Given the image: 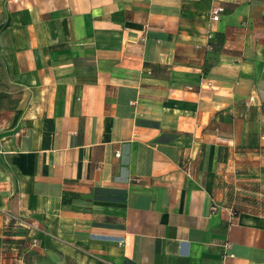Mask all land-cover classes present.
Here are the masks:
<instances>
[{"label": "crops", "instance_id": "obj_1", "mask_svg": "<svg viewBox=\"0 0 264 264\" xmlns=\"http://www.w3.org/2000/svg\"><path fill=\"white\" fill-rule=\"evenodd\" d=\"M20 256L264 264V0H0V264Z\"/></svg>", "mask_w": 264, "mask_h": 264}, {"label": "built area", "instance_id": "obj_2", "mask_svg": "<svg viewBox=\"0 0 264 264\" xmlns=\"http://www.w3.org/2000/svg\"><path fill=\"white\" fill-rule=\"evenodd\" d=\"M224 12V7L222 5H217V6H214L211 11H210V18L211 20L213 21H219L222 14ZM216 208V206L214 207ZM230 214H231V217H235V211L230 208ZM13 221L20 225V226H23L25 227L26 229H29V230H32V229H35L36 225L28 220H21V219H18V218H15L13 219ZM38 243L37 239L36 238H33L32 240V245L33 246H36ZM18 264H25V260L22 256H20V258L18 259Z\"/></svg>", "mask_w": 264, "mask_h": 264}, {"label": "trees", "instance_id": "obj_3", "mask_svg": "<svg viewBox=\"0 0 264 264\" xmlns=\"http://www.w3.org/2000/svg\"><path fill=\"white\" fill-rule=\"evenodd\" d=\"M238 212H239V211L235 210V215H236V216L238 215Z\"/></svg>", "mask_w": 264, "mask_h": 264}]
</instances>
